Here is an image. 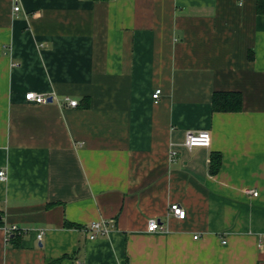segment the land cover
<instances>
[{"label": "crops", "instance_id": "crops-1", "mask_svg": "<svg viewBox=\"0 0 264 264\" xmlns=\"http://www.w3.org/2000/svg\"><path fill=\"white\" fill-rule=\"evenodd\" d=\"M0 171V264H264L257 0H0Z\"/></svg>", "mask_w": 264, "mask_h": 264}, {"label": "built area", "instance_id": "built-area-1", "mask_svg": "<svg viewBox=\"0 0 264 264\" xmlns=\"http://www.w3.org/2000/svg\"><path fill=\"white\" fill-rule=\"evenodd\" d=\"M13 10L18 11L19 6L15 5ZM160 95H161V89L156 88L154 92L152 93L153 100L157 101ZM49 98H50L49 96L42 94V93L35 92V91H29L25 94V99L27 101L35 102L38 104L48 103ZM64 100L70 107L78 106V102L76 100L70 99L69 97H65ZM210 140H211L210 134L206 130H188L185 134L184 145L188 148H192L194 146L208 147L210 145ZM175 154L176 152L174 151L171 152V156H174ZM5 179H6L5 172L0 171V180H5ZM247 193L256 196L258 192L256 190L251 189V190H248ZM169 212L173 216L177 217L178 219H183L185 217V210L177 203H171L169 205ZM107 225H108V222H106L105 220L94 221L88 224L84 230L89 234L90 238H95L99 236L100 234H105L107 232ZM163 229H164L163 225L156 218H150L148 220L147 231L153 232V231H159ZM15 230H17V227L15 225L8 227V228L5 227V233L7 237L9 236L11 232ZM38 238L39 239L41 238V233L38 234ZM194 238H196V236ZM222 243L225 244L226 240H223Z\"/></svg>", "mask_w": 264, "mask_h": 264}, {"label": "trees", "instance_id": "trees-1", "mask_svg": "<svg viewBox=\"0 0 264 264\" xmlns=\"http://www.w3.org/2000/svg\"><path fill=\"white\" fill-rule=\"evenodd\" d=\"M257 11L264 13V0H257ZM241 108V95L237 92H216L212 98V109L216 112L238 111ZM220 155L213 153L210 160V168L213 173L217 172L220 166ZM2 222H0L1 224ZM9 239L15 241L19 239L17 234L9 235ZM17 244V243H16ZM19 245V244H18ZM17 245V246H18ZM68 256L49 260L46 264H60Z\"/></svg>", "mask_w": 264, "mask_h": 264}, {"label": "water", "instance_id": "water-1", "mask_svg": "<svg viewBox=\"0 0 264 264\" xmlns=\"http://www.w3.org/2000/svg\"><path fill=\"white\" fill-rule=\"evenodd\" d=\"M48 101L51 102V98H49ZM1 217H2V216H1V214H0V220H1Z\"/></svg>", "mask_w": 264, "mask_h": 264}]
</instances>
